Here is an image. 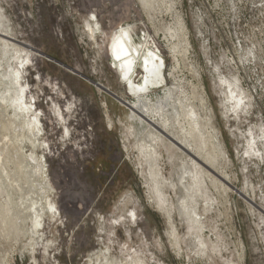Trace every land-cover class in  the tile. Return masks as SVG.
<instances>
[{"label": "rangeland", "instance_id": "1", "mask_svg": "<svg viewBox=\"0 0 264 264\" xmlns=\"http://www.w3.org/2000/svg\"><path fill=\"white\" fill-rule=\"evenodd\" d=\"M174 3L188 46L167 42L175 17L165 6L152 17L137 0H0L3 70L19 74L15 89L0 97V187L22 229L0 230V264H132L135 257L145 264H264V0ZM124 30L165 62V87L138 97L160 98L184 81L226 153L215 165L216 184L208 182L217 203L205 235L220 247L218 254L209 248L210 259L195 254L175 193H167L175 205L170 221L149 198L124 128L129 110L119 101L137 98L111 58ZM234 78L245 93L239 119L223 93ZM167 157L162 151L159 163L168 178Z\"/></svg>", "mask_w": 264, "mask_h": 264}, {"label": "bare ground", "instance_id": "2", "mask_svg": "<svg viewBox=\"0 0 264 264\" xmlns=\"http://www.w3.org/2000/svg\"><path fill=\"white\" fill-rule=\"evenodd\" d=\"M137 1L141 4V8L143 7L147 14L152 17L159 11V6H165L166 10H163V12H170L175 17L172 26L165 30L170 36L169 39L165 35L167 42L169 43L170 40L175 39L177 42L182 41L185 44L184 46L189 45L187 29L184 20L176 11L174 0ZM91 18L94 19V17ZM86 23L92 34L98 32L97 26L93 27L90 21ZM130 36V33L125 30L116 36L111 47V58L130 95L137 98L136 102L119 101L129 110L127 117L130 124L128 126L124 125V128L129 135L128 138L135 140L133 148L139 153L138 162L149 190L150 197H148L170 221L175 205L167 193H175L178 212L187 220L189 240L196 247L194 249L195 254L210 259V255L207 253L209 248H212V253L217 252L218 254L220 247L212 239L207 240L205 235L207 213L211 212V209L217 203L208 187V182L216 184L215 165L218 164V157L226 158V153L218 137L210 131L208 126L210 119L203 118L199 109L195 106L196 104L191 103L193 98L187 93V84L184 81H176L174 77L177 87L163 89V96L160 98L152 99L151 96L147 95L138 97V95L165 87L167 84L163 73L165 62L160 55L145 44H141L138 48L135 43H132ZM178 48L177 45L172 46L174 52ZM138 71H140L141 78L139 81H135V78L138 77ZM18 76V72L14 69L10 71V74L4 72L3 58H0V87L6 88L4 93L0 94L1 98L15 89ZM232 82V84H229L230 82L225 81L223 93L227 100L242 109L239 114L236 110L237 107L232 108V114L239 119L246 107L244 102L245 93L239 86H236L239 82L236 78ZM226 90H228V93ZM5 92L7 93L5 94ZM197 97L202 109H204L205 99L202 94ZM25 107L26 105L22 102L21 115H25ZM120 123L122 124V122ZM135 125L140 126L138 131ZM162 151L166 153L168 160L171 161L172 171L168 178L163 175L162 165L159 163L162 159ZM199 202L202 203L200 206L203 209L202 214L197 208ZM37 203V201L32 203L34 210L37 209ZM12 206L10 195L0 187V230L4 233H6V230L15 233L22 232V229L18 226L20 219L18 217L13 218L19 213L15 214L11 210ZM36 211L38 214V209ZM36 223L35 214L34 224L36 225ZM173 234L176 238L174 245L177 250L181 251L175 231H173ZM224 263L232 264L227 260ZM97 264H116V262L106 260L105 263L98 261ZM132 264L145 263L135 257Z\"/></svg>", "mask_w": 264, "mask_h": 264}, {"label": "water", "instance_id": "3", "mask_svg": "<svg viewBox=\"0 0 264 264\" xmlns=\"http://www.w3.org/2000/svg\"><path fill=\"white\" fill-rule=\"evenodd\" d=\"M63 68H66L67 70H69V71H72L73 73H76V74H78L76 71H74V70H72V69H70V68H68L67 66H63ZM88 81H90L89 79H87ZM91 82V81H90ZM91 83H93V82H91ZM94 84V83H93ZM94 86L96 87V86H99V87H101L100 85H98V84H94ZM101 89L102 90H104V91H107L106 89H104L103 87H101ZM108 93H110L109 91H107ZM110 94H112V93H110ZM113 95V94H112ZM115 98H117L115 95H113ZM117 99H119V98H117ZM121 100V99H120Z\"/></svg>", "mask_w": 264, "mask_h": 264}]
</instances>
